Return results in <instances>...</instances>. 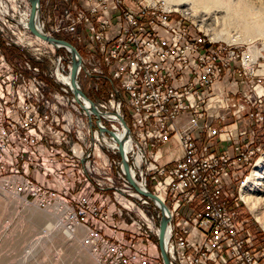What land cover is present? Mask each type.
Segmentation results:
<instances>
[{
	"label": "built area",
	"instance_id": "2783aa9c",
	"mask_svg": "<svg viewBox=\"0 0 264 264\" xmlns=\"http://www.w3.org/2000/svg\"><path fill=\"white\" fill-rule=\"evenodd\" d=\"M154 1L40 4L41 32L76 48L78 75L112 83L109 102L84 93L96 116L73 97L68 50L29 31L28 0H0V196L55 209L95 264H163L160 202L170 264H264L240 197L264 152V54L212 41ZM105 131L124 133L131 177L157 200L127 181Z\"/></svg>",
	"mask_w": 264,
	"mask_h": 264
},
{
	"label": "rangeland",
	"instance_id": "374dc122",
	"mask_svg": "<svg viewBox=\"0 0 264 264\" xmlns=\"http://www.w3.org/2000/svg\"><path fill=\"white\" fill-rule=\"evenodd\" d=\"M40 1L42 3L43 0ZM182 3L186 4L187 2ZM187 11L191 13L192 20L195 23H198L200 19L199 16L196 15L199 13H192L190 10ZM219 22L218 24L216 22V25L214 26L220 25ZM212 29H214V32L216 33V38H221L215 40L227 43L225 41L226 39H233L234 37L239 36V39L241 40V42H238L239 45L247 48L254 47V51L264 54V38L256 33L250 34L249 37H247L248 35H246L244 29L238 23H232L229 25L224 24L223 27H212ZM61 52H64V50H61L60 52L58 51L59 54H61ZM9 55H11L10 52ZM68 56H70V54H68ZM86 67L87 70L90 71L91 65L89 66L86 63ZM77 80L79 87H82L83 92L92 100L98 99L102 102H109L111 100L110 97L113 88L112 83L109 82V80L107 83L104 80H98L93 77L90 78L84 71H82ZM94 83L98 86L97 91H93ZM262 156H264V153ZM261 157L259 159H261ZM257 163L256 165H258ZM256 165L253 169L254 171L257 169ZM262 165L263 164H261V166ZM262 172L261 180L258 181L254 189L255 194L259 193L261 187L264 185V171ZM249 177L250 175L245 181L243 196ZM257 196H260V194ZM260 207L261 209L256 211L257 215L258 212H263L262 214L264 217V201L260 203ZM248 210H243V217L249 219V211L252 216H254L252 217L254 229L259 234L257 240L261 247H264L263 217H260L259 221L254 213L251 210ZM52 216L53 214L51 215L49 212H43L32 208L25 209L21 206V201L17 198L6 200V198L0 196V264H95V260L92 258L89 251L79 244V239L77 240V237L71 236L67 231L65 232V230L63 233V230L60 228V226H62L61 223L55 221ZM48 224L53 225L54 227L47 229ZM40 230H43L44 233ZM46 230H48V232H46ZM39 231L40 234L43 233V235H45L43 236L45 238L43 239L42 237H39L41 239L32 241V236H39L37 235V233L39 234ZM167 237L168 236H166V238Z\"/></svg>",
	"mask_w": 264,
	"mask_h": 264
},
{
	"label": "bare ground",
	"instance_id": "6f19581e",
	"mask_svg": "<svg viewBox=\"0 0 264 264\" xmlns=\"http://www.w3.org/2000/svg\"><path fill=\"white\" fill-rule=\"evenodd\" d=\"M152 1H154V0H152ZM162 1H164L163 5H162V8L164 10L177 12L180 15H182L184 18H188L198 28L203 30L212 41H217V42H221V43H224V44L229 43L227 45H231V44L232 45H237L239 41L241 42V40L239 39V36L238 37H234L233 39H226L225 38L226 39L225 41L227 43L215 40V39H221V38H219V37L216 38V33L214 32V29H212V27L213 28H218V26L219 27H223L224 24H228L229 25V24H232V23L233 24H237L238 23L239 25H241L242 28L244 29V31L246 32V35H248L247 37H249L250 34L256 33L259 36H261L262 38H264V0H162ZM154 2H158V1H154ZM182 2H187V3L185 4V3H182ZM40 4H42L41 1H40ZM176 7H178V8H176ZM183 9L190 10L192 13L193 12L194 13H196V12L199 13L198 15H196V16H199V19H200L198 21V23H195L192 20L191 13L189 11L183 10ZM40 17H41V14H39V13H38V15L36 14L34 24H35V28L38 31L41 32L42 24L40 22ZM236 18H237V21H236ZM38 21H39V23H38ZM216 22H217V24L219 22L220 25L214 26V25H216ZM38 39H40V38H38ZM40 40L43 41V42H46V41H44L42 39H40ZM46 43L49 44L48 42H46ZM233 43H235V44H233ZM49 45H51V44H49ZM258 53L259 52L254 51V47H249L247 56H249V58L252 59ZM80 68H81V65L79 66V70H80ZM77 76L79 77L80 74L77 75ZM78 77H77V79H78ZM77 79H76V82H77V85L79 86ZM67 80H69V79H63L64 82H67ZM218 106H220V105L218 104ZM116 134H117L116 136L119 139H121L124 136L123 132H117ZM174 146H175V148H173V150H168V149L164 150V151H167L170 154L169 156H172V158L177 157L176 154H177V151L179 150L178 149L179 147H178L177 144H174ZM123 148H124V152H125V156H126L127 151L129 149L128 144H124ZM161 154L163 155V151L159 150L157 152V157L161 156ZM257 161H258V163H257ZM257 161H256V163L258 165L255 164L257 169L255 171L252 170L253 172L251 171L250 177L248 179V184H247V187H246L247 190L245 189L244 196H243V188L245 186V182H244L243 186L241 187L240 197H241L242 201L244 202V204L249 208V210H251L254 213L256 218H258V220L260 221V217H263V214H262L263 212L262 213L258 212V215H257L256 211H259V209H261L260 203L264 201V185L261 187V190L259 191V193L255 194V192H254L255 190L254 189H255V186L257 185L258 181L261 180V177H262L261 175L263 173L262 171H264V156H262L261 159H259ZM261 164H263V165L261 166ZM248 176H247V178H248ZM247 178H246V180H247ZM141 185H143V183ZM258 194H260V196H257ZM159 197L163 200L162 194L159 195ZM120 202H122L123 206H126L124 204L125 201L123 199L120 200ZM32 209H34V208H32ZM54 210L55 209L47 210V211H43V212H49V213H51V215L53 214L52 217L54 218V220L58 221L59 223H61L62 220H61L60 214L55 215V211ZM165 211H167V209ZM260 214H262V215H260ZM262 219H263L262 220L263 221L262 224H264V217ZM61 225H62V223H61ZM51 227L53 228L54 226L50 225V224L47 225V229L51 228ZM62 227L65 228L62 225V226H60L61 230H62ZM66 231L67 230H65V232ZM46 232H48V230H46ZM63 233H64V230H63ZM69 234L71 236L77 237V240L80 237L78 233H75V234L74 233H69ZM167 238L165 237V244L167 243ZM78 242L80 244V241H78ZM90 255H91V253H90ZM92 258L96 261L94 256H92Z\"/></svg>",
	"mask_w": 264,
	"mask_h": 264
},
{
	"label": "water",
	"instance_id": "95a60500",
	"mask_svg": "<svg viewBox=\"0 0 264 264\" xmlns=\"http://www.w3.org/2000/svg\"><path fill=\"white\" fill-rule=\"evenodd\" d=\"M28 1L30 3V14H29V20H28V28H29L30 32L34 36H36V37L48 42L49 44L53 45L55 48L64 47L68 50V52L70 54V66H71L70 85L72 88L73 97L76 100V102H78L79 104H81L80 99H82V100L86 101L88 104H90V110L97 116V112L94 109V102H92L90 99L87 98V96L84 94V92L81 90V88L77 85V82H76V79L78 77L77 75L79 72V66L82 64L81 63V57H80L78 51L69 42L62 40V39H58L55 37L48 36L46 34H43L40 31H38L35 28L34 21H35L36 14L38 15V13H39L40 0H28ZM81 106H82V104H81ZM120 122H121V125L126 129V131L128 133L129 131H128V128L126 126V122L124 121V119L120 118ZM106 133L110 137H112L117 143L119 156L121 159V163L123 165V169H124L125 177H126L127 181L133 186V188L137 192L143 194L144 196L150 198L151 200H157V198L154 195H152L150 192H143L142 190H140V188H138V186L133 181V179L129 173L128 163H127L124 148H123V142L121 140H119L118 138H116V136H114L112 133H110V132H106ZM160 209H161V219L159 221L158 248H159V252H160L163 264H170L168 254H167L166 249H165V235H166V226L168 223V217L166 216L165 206L161 202H160Z\"/></svg>",
	"mask_w": 264,
	"mask_h": 264
},
{
	"label": "crops",
	"instance_id": "0c3cea01",
	"mask_svg": "<svg viewBox=\"0 0 264 264\" xmlns=\"http://www.w3.org/2000/svg\"><path fill=\"white\" fill-rule=\"evenodd\" d=\"M179 154H180V151L178 150L176 155L179 156ZM171 158H172V156L168 157V159H171Z\"/></svg>",
	"mask_w": 264,
	"mask_h": 264
}]
</instances>
